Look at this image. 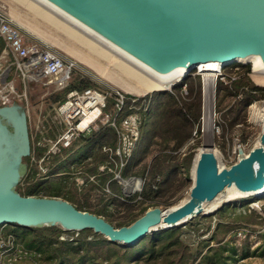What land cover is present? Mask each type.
Returning <instances> with one entry per match:
<instances>
[{
  "label": "water",
  "instance_id": "obj_1",
  "mask_svg": "<svg viewBox=\"0 0 264 264\" xmlns=\"http://www.w3.org/2000/svg\"><path fill=\"white\" fill-rule=\"evenodd\" d=\"M45 1L159 75L186 70V76L201 64L251 57L264 67V0ZM29 125L25 103L0 105V226L92 229L112 242L135 245L148 234L210 214L207 203L227 188L234 187L238 196L264 197L263 126L259 145L249 153L240 149L230 167L219 166L214 144L204 145L185 201L150 208L130 225L116 227L61 197L21 193L18 186L29 167L25 158L33 149Z\"/></svg>",
  "mask_w": 264,
  "mask_h": 264
},
{
  "label": "trees",
  "instance_id": "obj_2",
  "mask_svg": "<svg viewBox=\"0 0 264 264\" xmlns=\"http://www.w3.org/2000/svg\"><path fill=\"white\" fill-rule=\"evenodd\" d=\"M236 69L249 70L250 65L237 64ZM86 76L79 75L70 87L96 86L95 81L91 78L92 76L90 74ZM186 83V93H181L180 85H177L175 88L177 93L171 95L162 105L164 108L163 116L159 120V125H157V132L154 134V143L158 149L152 158V162L144 168L142 173V175H145V173L147 175L143 189L136 196L124 197L126 199H124L123 203L129 206L128 209L130 211L136 205L140 207V210L137 214L130 212L128 217L120 221L116 227L130 225L142 216L149 207L160 206L158 198H160L162 188L167 186L171 172H176L179 169L177 162L173 161V158L178 151L193 139L194 132H201L202 83L200 77L196 84L188 83V81ZM216 92V107H220L221 102L226 97L237 99L239 104L264 98V86L257 84L248 73L239 80L227 76L226 80L217 83ZM126 96L129 98L127 101L128 106L132 98H135L136 104L140 105L150 95L136 97L126 94ZM63 100L64 98L61 101ZM237 101L225 112L234 115ZM106 111L111 115L117 112L114 97H108ZM101 128L102 126L97 131ZM145 128V125H141L142 135L147 133V130L144 131ZM113 130L115 131V129ZM86 140L90 139L87 138ZM32 150H34V146ZM68 150L64 149L65 152ZM42 152L41 148H36L37 155H41ZM195 154L196 151L194 155L191 152L185 156L183 166L186 170L190 168L191 162L193 165ZM107 161L108 165H113L109 155L108 157H99L93 165L86 169V172L89 174L97 172L99 165ZM126 168L127 166L122 171L124 174L126 173ZM113 176V173L110 172L103 174L100 177V184L110 180V184L113 185L115 183ZM26 181L27 184H25L23 193L28 195L35 193L40 184H42L41 180L31 179L30 177H26ZM184 183L185 185L189 184V179H184ZM72 187L71 184L70 186H51L45 190V195L61 197L73 203L78 209L89 211L98 216L106 213L105 207H97L101 203L94 204L90 201L93 196L91 191L96 189L98 185L91 186L89 191L84 193H78ZM115 193L116 189L113 195ZM108 196L105 198H108ZM139 197L140 199H138ZM115 200V197L110 196L104 206L112 203L117 204L114 202ZM244 200L241 198L235 199L221 205L213 214L219 216L216 223V232L210 238L199 240L194 246L180 237V227L148 234L135 245H123L112 242L92 229L73 231L78 233V236L72 239L62 238V235L73 232L66 231L59 226H43L30 229L15 227L4 231V233L12 235L27 250L36 254L35 261H39L41 264H240L241 260L251 255H264V242L251 249L253 244L249 237L250 234H255V230L252 231L251 226L260 221L264 222V217L253 210L247 203L243 204ZM146 202H149V204L144 205ZM174 203V201H166L165 207L167 208V206H171ZM238 207L241 208L239 209L240 211H238ZM243 208L247 210H243ZM251 214L254 216L252 217ZM107 221L110 222V220ZM240 227H246L249 230L245 237L239 240L237 233L240 231L238 230Z\"/></svg>",
  "mask_w": 264,
  "mask_h": 264
},
{
  "label": "rangeland",
  "instance_id": "obj_3",
  "mask_svg": "<svg viewBox=\"0 0 264 264\" xmlns=\"http://www.w3.org/2000/svg\"><path fill=\"white\" fill-rule=\"evenodd\" d=\"M35 2L37 5L42 7L43 9L55 14L57 18L64 23L72 26V23L66 18L60 16L58 13L52 11V9L46 7L41 4V2H37L36 0H0V11L9 17V19L19 26L22 31L29 37L43 43L48 44L54 49L58 50L64 57L71 59L75 62L76 67L83 72L90 74L94 79V83H96L99 87H107L114 90L121 91L125 94H131L136 97H143L145 95H150L148 99H146L143 104H140L139 107L136 108V111L139 112L142 118V125H145L144 131L147 130V133L142 135L136 150L127 164V170L124 174L121 172L122 176L125 179L135 176L134 181L141 180L143 181L141 190L143 189L144 182L146 181V173L142 175L144 168H146L151 162L154 154L156 153L158 147L154 143V134L157 132V125H159L160 118L162 119L164 108L162 107L163 103L171 97V95H175L176 86L180 85L181 93L185 92L187 89V83L196 84L197 80L200 77L202 83V112H201V132L193 133V139L183 147L173 158V161L177 162L179 169L176 172H171V177L168 181L167 186L162 188L161 195L158 200L160 201L161 208L165 207L166 201H174L175 203L171 206H176L183 201H185L188 196L190 189L193 185L192 178V162L191 166L188 170L184 168V159L188 153L195 151L204 145L214 144V152L216 154L218 164L221 168L230 167L232 164L236 163L239 160V150L242 149L245 153H249L254 147L259 145L260 137L263 131V122L260 119L261 117H256L255 109L261 108L264 103L263 99L251 100L245 102L243 104H239L237 99L224 98L221 102L220 107H216L217 101V92L216 86L219 81L226 80L227 76H231L235 80L241 79L244 75L248 73V75L258 84L256 81V74L252 71V63H249L250 69H236V65L239 63H234L227 65L221 68L220 72L214 73L213 75H209L208 73H202L198 68H195L189 72L186 76H180L171 82L169 86L163 88V90H158L157 92L152 91L142 95L128 93L115 84L111 83L107 79L101 77L95 71L85 66L81 62L72 58L62 49L54 45L52 42H49L45 38L39 36L35 32L31 31L27 25L30 24L40 31H44L47 35L50 33V36L60 39L63 42L74 43L73 38H71L68 33L61 28H58L56 25L45 19L41 14L34 11L28 4V2ZM41 4V5H40ZM70 22V23H69ZM74 27V26H73ZM46 31V32H45ZM81 34L87 35L91 37L89 34H86L83 31L78 30ZM48 32V33H47ZM58 36V37H57ZM92 38V37H91ZM96 38V37H94ZM97 39V38H96ZM99 40V39H98ZM96 41V40H95ZM79 45V44H78ZM110 47V46H109ZM112 48V47H111ZM111 53H113V57L110 61V69L115 74H120V76L127 75L121 71L117 63L119 60L128 63L131 66L133 65L129 59H124L120 55H117L116 52H113L115 49H109ZM116 51V50H115ZM116 54V55H115ZM117 57V59H115ZM117 60V61H116ZM129 61V62H128ZM120 62V61H119ZM3 66V65H2ZM118 71V72H117ZM15 73H13L14 75ZM16 75V74H15ZM78 77L77 73H75V78ZM261 85V84H259ZM15 86L18 90L27 91V104L29 106V116H30V132L34 138H36L37 129L40 125V122L43 121V116H46L47 119L54 115L55 109L62 102L61 100L66 97L68 90L60 89L54 83L50 85H45L42 82H28L24 83L19 77H15ZM264 86V85H262ZM237 101L234 115H230L225 111L231 107V105ZM20 102V101H18ZM24 103V102H22ZM224 125V126H221ZM152 134V136H151ZM31 136V137H32ZM33 144V142H32ZM192 147V148H191ZM25 162L30 163V157L25 159ZM87 165V164H86ZM85 165V169H86ZM113 170L114 164L109 165ZM125 169V168H124ZM124 169L122 171H124ZM146 172V171H145ZM70 173H66L65 176L59 178L55 186H70L76 189L78 193L88 192L91 184L85 186H77V184L73 183L69 178ZM114 178L115 173L113 172ZM58 178V177H57ZM188 178L190 183L185 185L184 179ZM66 179V180H65ZM56 179L53 178L51 182H54ZM115 183L110 186H106L100 184L96 189H93L91 192L93 196L91 198V202L94 204H99V208L105 207L106 213H102V217L110 220L115 226L120 221L125 220L128 217V214L131 212L133 214H137L140 210V207L136 205L133 210H129V206L124 204V197L127 196H136L140 191H133V188L124 189V185L119 183L117 179H114ZM25 184H27L26 176L23 178L21 184L19 185V190L22 194L25 191ZM130 185H134L131 182ZM146 185V184H145ZM82 188V189H79ZM70 188V189H72ZM109 189V191H106ZM116 189V193L113 195ZM236 194V193H235ZM28 195V194H24ZM30 195H45V189L37 188L36 192ZM109 195V196H108ZM239 193L233 195L232 197H228V193L226 190L221 193L216 199L215 202L207 203L212 210L210 214H205L203 216L197 217L194 219L192 223H187L185 225L180 226V237H182L186 242L192 244L193 246L201 239L210 238L216 232V223L219 219V216L213 215L215 211L223 204L231 202L235 199H245L243 204H248L253 210H255L258 214L264 217V197H253V196H238ZM115 197L117 204H106L104 203L108 200V198ZM101 198H104L101 200ZM140 199V197L138 198ZM217 200V201H216ZM219 200V201H218ZM216 203V204H215ZM149 204L146 202L144 205ZM171 206H167L171 207ZM154 206L149 207L153 208ZM243 207V206H242ZM213 208V209H212ZM238 207V211H240ZM243 210H247L243 208ZM249 211V210H248ZM247 212V211H246ZM249 213H251L249 211ZM252 217L254 216L251 214ZM252 231L255 234H250V239L252 240L253 246L251 249L256 247L257 245L264 242V222H258L257 224H253ZM251 227H249L251 229ZM237 238L243 239L245 234L248 233V228L240 227L238 228ZM73 232V231H70ZM78 236V233L73 232L69 234L62 235V238H75ZM264 264V255H251L243 260H241L240 264ZM19 264H41L39 261L26 259Z\"/></svg>",
  "mask_w": 264,
  "mask_h": 264
},
{
  "label": "built area",
  "instance_id": "obj_4",
  "mask_svg": "<svg viewBox=\"0 0 264 264\" xmlns=\"http://www.w3.org/2000/svg\"><path fill=\"white\" fill-rule=\"evenodd\" d=\"M75 73L87 77V73L79 70L73 60L64 57L46 43L29 38L0 11V105L28 102L27 91L18 90L15 77H19L26 84L54 83L58 88L68 90L54 115L49 119L43 116L36 138L32 141L34 150L29 156L30 163L25 176L39 179L41 183L50 179L55 175L52 167L56 156L62 155L64 149L71 147L77 138L91 134L100 126H109L115 129L118 144L115 147L104 145L103 151L108 153L115 170L108 165L99 168L101 171H113L115 179L125 186V181L135 178L133 176L125 179L121 172L132 158L141 139L142 118L136 111L139 105L132 98L127 106L129 98L125 93L99 87L97 84L82 88L70 87L77 78ZM108 97H114L115 100L117 112L113 115L106 111ZM87 118L91 120L87 122ZM36 148L43 150L41 155H37ZM89 179L95 181V176ZM77 183L82 186L85 181ZM26 259L35 260L36 254L27 250L12 235H6L0 226V264H19Z\"/></svg>",
  "mask_w": 264,
  "mask_h": 264
},
{
  "label": "bare ground",
  "instance_id": "obj_5",
  "mask_svg": "<svg viewBox=\"0 0 264 264\" xmlns=\"http://www.w3.org/2000/svg\"><path fill=\"white\" fill-rule=\"evenodd\" d=\"M36 1L38 3L41 2L43 6L45 5L46 7L52 9V11L56 12V14L58 13L60 16L66 18L72 23V26H69L68 24L59 20L57 16H55V14H52L51 12L43 9L35 2H31V1L28 2L29 6L34 11L41 14L45 19L56 25L58 28H61L62 30L66 31L68 35L71 38H73L74 43H68V42L65 43L58 38L50 36L51 35L50 33L47 35L46 33H44V31H40V29H37L36 27L30 24H28L27 27L31 31L38 34L39 36L45 38L49 42H52L54 45H56L64 52H66L68 55H70L72 58L76 59L77 61L81 62L85 66L95 71L101 77L107 79L108 81H110L111 83L115 84L116 86H118L119 88H121L122 90L128 93L130 92L133 94L142 95L148 92L166 88L167 86H169V84H171L173 79L183 76L186 73V70H177L169 75H165V76L159 75L151 71L147 67H145L142 63L138 62L137 60H135L134 58H132L131 56L120 50L119 48L107 42L105 39L101 38L100 36L92 32L82 24L69 18L61 11L53 7L51 4L46 2L45 0H36ZM79 29L80 31L85 32L86 34H89L92 38L87 35L81 34L78 31ZM94 37H96L97 39ZM111 47L116 50V51L114 50L113 52H116L117 55L124 57V59H129V61L132 62L133 65H135L133 67L124 61L121 60H119L120 62L118 61L117 63L118 68L121 71H123L127 75V77L120 76V74L118 75L111 71L109 63L114 54L107 49V48L112 49ZM115 59H117V57ZM235 63H239V64L252 63L253 72L257 75L256 81L258 82V84L264 85V67L261 64L259 58L251 57L248 60L238 61ZM225 66L227 65H223L219 62H208L205 64H201L198 67V69H201L203 73H208L209 75H213L214 73L220 72L221 71L220 69ZM255 114L256 117H261L260 119L262 120L264 126V103L262 104L261 108L259 107L255 109ZM90 120L91 118L86 119L87 122ZM203 150H204V146L200 147L195 154L192 165V175H191L193 179L195 177V169L197 166V162ZM131 182L134 183V185H130ZM142 183L143 181L138 180L137 182L134 181L133 178L124 182L125 184L124 189L133 188V191L137 192V190H139L142 187ZM226 193H228L229 195L228 197H232L233 195H236L238 192L234 187H232V188H227ZM214 202L215 200L212 202V204ZM206 209L209 210L210 206H206Z\"/></svg>",
  "mask_w": 264,
  "mask_h": 264
},
{
  "label": "crops",
  "instance_id": "obj_6",
  "mask_svg": "<svg viewBox=\"0 0 264 264\" xmlns=\"http://www.w3.org/2000/svg\"><path fill=\"white\" fill-rule=\"evenodd\" d=\"M95 131H93L91 134L77 138L73 143L74 145L69 148H66L69 149L67 152L63 151L62 155L56 156L54 158L52 172L55 175L52 176L50 179L44 181L40 186L41 189L46 190L51 186H55L56 181L59 178L65 176L66 173L71 174L69 178L72 180L73 183L77 184V186H80L77 181L84 180L85 184H83V188H85V186H88L89 184H91V186H99L100 177L103 174H107L109 172L113 173V171L110 170L101 171L99 168L102 165H108V161L104 164H100L97 172L91 174L86 172V169L93 165L99 157H108V153L103 151L104 145L116 146L118 144L117 133H115L113 128L109 126H102L99 131ZM87 138H89L90 140H86ZM153 139L155 140V137H153ZM91 176H95V181L89 179ZM53 178H55L56 180L54 182H51ZM113 179H115L114 176ZM110 182V180H107L103 185H106L108 187L110 186ZM80 187L79 189H82ZM1 227H3V231L15 228L11 225H3Z\"/></svg>",
  "mask_w": 264,
  "mask_h": 264
},
{
  "label": "flooded vegetation",
  "instance_id": "obj_7",
  "mask_svg": "<svg viewBox=\"0 0 264 264\" xmlns=\"http://www.w3.org/2000/svg\"><path fill=\"white\" fill-rule=\"evenodd\" d=\"M28 114H29V110H28ZM29 123H30V116H29ZM30 126V125H29ZM26 159V158H25Z\"/></svg>",
  "mask_w": 264,
  "mask_h": 264
}]
</instances>
